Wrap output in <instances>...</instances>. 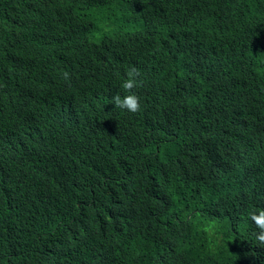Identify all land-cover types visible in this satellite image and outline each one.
Masks as SVG:
<instances>
[{"label": "trees", "instance_id": "1", "mask_svg": "<svg viewBox=\"0 0 264 264\" xmlns=\"http://www.w3.org/2000/svg\"><path fill=\"white\" fill-rule=\"evenodd\" d=\"M4 4L24 19L13 32L0 33L7 51L0 54L1 82L21 74L13 45L30 32H45L48 43L34 47L64 65L79 67L87 50L84 73L100 80L107 99L97 110L82 92L71 99L65 122L50 129L49 151L16 171L0 167V264L23 250L36 264H93L114 239L108 231L120 225L115 212L123 218L121 234L139 224L150 205L137 185L147 183L162 197L160 167L173 175L169 170L180 159L206 162L205 145L215 136L207 125L217 124L210 118L192 130L207 107L210 94L202 85L209 75L223 72L215 90H234L249 113L264 107V0H0ZM149 11L153 18L144 24ZM117 63L139 69L137 113L112 104ZM213 184L223 210L245 218L254 188ZM137 261L123 253L117 264Z\"/></svg>", "mask_w": 264, "mask_h": 264}, {"label": "clouds", "instance_id": "2", "mask_svg": "<svg viewBox=\"0 0 264 264\" xmlns=\"http://www.w3.org/2000/svg\"><path fill=\"white\" fill-rule=\"evenodd\" d=\"M153 15L152 11L143 13L142 22L148 24ZM23 19L15 7L0 5V33L13 32ZM49 40L45 32H30L15 43L12 51L21 74L6 83L0 81V167L5 174L19 170L31 156L49 151L50 129L65 122L71 99L84 92L97 110L107 99L100 80L84 73L82 61L87 50L80 55L79 67L64 65L33 45H45ZM6 53L0 45V54ZM219 72L209 75L202 85V93L208 91L210 96L192 130L198 132L210 118L218 126L207 125L215 127V136L205 145L206 162L180 159V166L169 170L173 175H166L160 167L165 188L162 197L149 191L147 183L137 185L150 205L149 213L121 234L123 218L115 212L120 225L108 231L115 240L93 264H117L123 253L142 260L135 264H161L159 259H166V264H264V107L251 114L234 90L230 94L217 92L215 87L223 75ZM138 76L134 65L127 69L114 65L115 108L130 113L141 110L140 97L133 91L142 86ZM123 91L127 94L122 97ZM98 135L96 132L93 138ZM92 144L96 150L98 143ZM89 148L91 144H86L85 149ZM213 179L230 189L238 185L254 188L241 212L245 218L240 216L237 221L223 210L215 197ZM9 263L36 261L29 250H23L9 256Z\"/></svg>", "mask_w": 264, "mask_h": 264}]
</instances>
